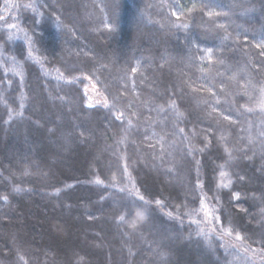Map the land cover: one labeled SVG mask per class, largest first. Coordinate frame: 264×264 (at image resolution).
I'll list each match as a JSON object with an SVG mask.
<instances>
[{
  "label": "trees",
  "instance_id": "1",
  "mask_svg": "<svg viewBox=\"0 0 264 264\" xmlns=\"http://www.w3.org/2000/svg\"><path fill=\"white\" fill-rule=\"evenodd\" d=\"M0 17V264H264V0H0ZM133 182L135 229L112 186Z\"/></svg>",
  "mask_w": 264,
  "mask_h": 264
},
{
  "label": "snow or ice",
  "instance_id": "2",
  "mask_svg": "<svg viewBox=\"0 0 264 264\" xmlns=\"http://www.w3.org/2000/svg\"><path fill=\"white\" fill-rule=\"evenodd\" d=\"M24 7L32 9L33 11H37L35 6L33 4H31V3L24 5ZM173 14L175 15V13H173ZM208 14L210 16H212V15H220V13H213V12H209ZM0 19H3V17H0ZM7 27L9 29H11V28H15L16 26L14 24H9V25H7ZM108 27H110V26H108ZM220 27H224V26L221 25ZM14 38L15 39H22V40L26 41V43L28 45V49H29V58L32 59L33 58V56H32V48H33L34 44H33V41L31 40V38L28 37L26 33H25V35L23 37H17V36H15L14 33L9 35V37H8L9 40H12ZM224 39H228V36H225ZM245 39H247V37H245ZM256 47L259 48V47H261V45H256ZM207 53H208L209 59H211V49H208ZM10 71H15V70L11 69ZM133 71H135V69H133ZM60 78L63 79L62 74H61ZM86 78L89 81H91V77H86ZM93 86L95 88V85H93ZM209 91H211V90L209 89ZM261 96H262V98H264V89H261ZM103 106L104 107H109L110 106L109 103L107 102V100L104 101ZM170 107L174 108L175 107V102H172ZM260 107H261L262 110H264V102L261 103ZM246 110L249 111V112L253 111L252 108H247ZM21 115H22V113H21ZM117 119H123V113H121L119 116H117ZM128 123L131 124V121L129 120ZM179 132L181 134H184V130L183 129H179ZM221 167H223V166H221ZM125 174H127V165H125ZM220 176H221V181H220V185L219 186L220 187H225V188L229 187L231 185V180H228L227 182H225V178L227 177V173L224 172V171H221ZM112 179H113V181H115L116 177L113 176ZM96 182L97 183H101V184L104 183L103 181H101L99 179H97ZM112 186L118 188L119 192L126 194V199L123 202L122 213L117 217V220L120 223L126 224L130 228L135 229L137 227L138 223L143 221L144 216H145L144 211L136 209V205L138 203L147 204L148 201H146L145 198L142 195L139 194V190L135 188L134 182H133L132 188H128L127 186L119 187V185L115 184V183ZM235 198L239 199V193L235 194ZM4 199L6 200L7 198L5 197ZM156 204H158V205L161 204V201L157 200ZM215 211H216L215 209H209L208 205L204 203L203 199L201 200V208L199 210H196L197 214H199V212H204L205 217H206V219L208 220L209 223H211L213 219L217 223H219V216L214 215ZM133 213H134V218H132L130 220L126 219L127 216H130ZM168 215L171 216V213H168ZM220 227L222 228L224 234L229 235V236L233 235V231H232V229L230 227L224 228L223 224H220ZM235 239L237 241H243L244 237L239 232H237L235 234ZM243 251L247 252L248 249L244 248ZM253 251L255 252L256 250L253 249Z\"/></svg>",
  "mask_w": 264,
  "mask_h": 264
},
{
  "label": "rangeland",
  "instance_id": "3",
  "mask_svg": "<svg viewBox=\"0 0 264 264\" xmlns=\"http://www.w3.org/2000/svg\"><path fill=\"white\" fill-rule=\"evenodd\" d=\"M95 85L94 83H91L89 82L86 86V92H87V96H88V99H89V102L91 104H98V103H104L105 99L102 95V93H100L97 89V87L94 86ZM209 207V206H208ZM210 209V207H209ZM205 216V214H204ZM206 218V217H205ZM207 220V219H206ZM208 222V220H207ZM208 229L211 230V231H214V232H219V230L217 229V226L215 224V220L213 219L211 223L208 222ZM226 244L227 246H234V247H238L240 250L242 249L243 250V247L241 245H239L238 243L236 242H232L231 240H226ZM256 257L258 258H264V253H262L261 255L257 256L255 255Z\"/></svg>",
  "mask_w": 264,
  "mask_h": 264
}]
</instances>
